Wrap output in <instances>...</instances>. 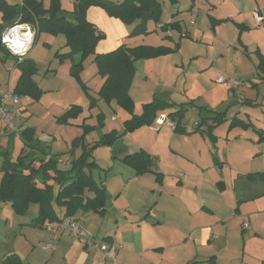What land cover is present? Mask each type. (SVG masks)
Listing matches in <instances>:
<instances>
[{"label": "crops", "instance_id": "obj_1", "mask_svg": "<svg viewBox=\"0 0 264 264\" xmlns=\"http://www.w3.org/2000/svg\"><path fill=\"white\" fill-rule=\"evenodd\" d=\"M12 1L8 2H20ZM210 1L206 0V6L190 9L208 13L214 7ZM72 4L73 0H63V10L71 11ZM256 10L261 12L259 8ZM261 14L264 17V13ZM160 24L165 23L160 21ZM160 24L148 22L147 31L158 30ZM237 24L249 29L240 33L237 29L242 44L248 47L244 37L253 32L254 25ZM140 37L142 35L131 43H136ZM67 51L65 48L62 53ZM13 61L11 57L6 62L11 77L5 91L8 86L14 87L12 77L15 75L18 79L19 76ZM61 68L69 71L70 62H65ZM150 100L144 99L145 102ZM30 103H23L21 107L26 108ZM175 110L160 113L167 115ZM246 114L255 130H263L260 142L257 134L255 138L247 133L248 129L240 132L230 129L229 124L225 131L219 129L223 123L213 129L216 140L212 143L192 129L186 132L162 130L163 126H157L154 120V126H148L153 132L151 141L124 145L125 154L110 159L115 163L112 161L108 172H104L103 181H99L110 198L104 213L78 212L72 218L88 237L120 247L114 258H106L104 264H201L210 257L219 264H264V177L261 176L264 173V121L256 122L249 112ZM20 122L23 125L24 120ZM12 134L0 125V135ZM19 142L20 151V139ZM137 151L157 159L152 172L136 175L122 162L124 155ZM54 211L61 220L64 209L54 206ZM37 214V205H30L23 215H18L9 204L0 203V263L11 254L17 255L24 264H95L103 258L97 246L86 245L85 241L77 243L66 233L47 231L43 227L47 222L41 226L31 225ZM243 223L248 224L247 229L242 228Z\"/></svg>", "mask_w": 264, "mask_h": 264}, {"label": "rangeland", "instance_id": "obj_2", "mask_svg": "<svg viewBox=\"0 0 264 264\" xmlns=\"http://www.w3.org/2000/svg\"><path fill=\"white\" fill-rule=\"evenodd\" d=\"M4 1L8 4L13 2ZM157 2L161 10L160 21L162 23L178 21L181 25L180 32L158 29L153 32L147 31L146 34H133L138 22L125 24L99 6H90L85 12L86 19L103 35L95 48L98 52L115 50L119 46L174 48L178 44L177 51L161 56L162 58L157 57L156 61L139 60L134 63V72L128 89V95L132 100L130 110L119 105L114 99L106 101L99 98L98 92L104 78L97 74L92 57L83 62L77 77L71 76L69 71L61 70L67 61L59 62L55 54L62 53L65 49L62 34H39L26 53V58L36 67L33 79L42 94L36 100H32L26 108H20V119L24 120V123L19 131L25 127H34L38 132L36 137L43 143L40 147L48 146L49 152L64 162L79 158L84 151L91 153L96 165L91 167L89 172L96 184L103 181L104 172H108L107 167L113 161L110 160L113 148H117L119 143L139 145L151 141L153 132L148 126L131 131L126 129L125 122L134 116H140L142 105L149 102H145L144 99H158L154 97L156 95L161 97L159 100L181 107L180 129L184 132L192 129L208 137L209 123L199 126L197 124L199 122L202 124V119L207 115L199 110V107H203L207 111L225 114L226 122L219 128L222 131L227 129L230 122L235 121L237 125L229 127L230 129L236 128L240 132L248 129L249 135L253 134L255 138L258 135V141H261L263 130L254 129L246 112H249V116L256 122L264 121L262 117L264 81L258 79L255 70L256 48L259 46V52L264 54V33L262 27H256L252 23L251 17L253 11L258 8L264 13V0L257 2L212 0L210 2L214 7L208 13L197 9L191 11L189 0H176L175 5L171 0ZM43 4L47 6L48 0H43ZM64 5L68 9V5ZM70 18L68 17L69 20ZM237 23L254 25L251 28L253 32L244 37L248 47L241 42ZM141 35L136 43H131L134 38ZM75 58L78 60V56ZM158 64L160 65L156 66ZM208 67L212 69H207ZM220 75L227 79L239 80L243 85L233 93L216 82ZM10 77L6 63L0 60V94L5 91ZM16 82L14 75L12 86H15ZM76 107H80L79 112H69ZM167 119L168 122L170 119L168 117ZM243 124L251 126L244 127ZM151 125L154 126L153 123ZM160 126H163L162 130L174 132L166 123ZM19 131L9 136L0 135V164L2 153H8L13 159L17 157L20 148ZM111 134L121 136L118 144L95 146L102 137ZM69 165L68 163L67 166H60L67 169ZM12 217L19 219L18 216Z\"/></svg>", "mask_w": 264, "mask_h": 264}, {"label": "trees", "instance_id": "obj_3", "mask_svg": "<svg viewBox=\"0 0 264 264\" xmlns=\"http://www.w3.org/2000/svg\"><path fill=\"white\" fill-rule=\"evenodd\" d=\"M63 0H48V5L43 0H21L19 3L8 4L0 0V35L6 28L15 23L26 24L34 29L35 37L41 33L51 35L62 34L65 39L64 47L68 50L65 53H56L59 60L69 61V73L77 77L82 69L83 62L92 57L97 68V74L104 78L102 87L98 92L100 99L106 101L116 100L117 103L127 109H132V100L128 95L131 84L134 63L139 60L155 59L168 55L178 50V44L174 48L159 46L148 47L144 45L132 48L119 46L107 53H96V45L103 38V35L86 19V9L90 6H99L105 9L110 15L117 17L125 24L138 22L133 34H146L147 23L160 24V7L157 0H73V8L70 12L63 10ZM173 5L176 0H171ZM190 8L203 7L207 5L206 0H189ZM68 17H71L70 20ZM211 18V17H210ZM211 20H213L211 18ZM240 32L249 30L248 27L236 24ZM181 26L178 21L160 24L162 31L176 30L180 32ZM257 52L256 75L259 80L264 81V56ZM78 56V60L75 57ZM11 58L10 53L0 43V60L6 63ZM14 67L18 70L19 76L14 93L19 96H28L30 100H36L42 94L41 89L34 81L36 74L34 63L26 58L21 62L13 61ZM176 109L167 114V117L174 122V131L180 129L181 107L174 103H168L159 99L142 105L140 116H134L125 122L127 130L144 126H151L154 120L162 111ZM207 115L199 125L208 124L207 136L213 143L214 136L212 128L226 122L225 114L211 112L199 107ZM80 107L70 109L69 112H79ZM175 116V117H174ZM264 119V106L262 109ZM237 125L232 121L229 127ZM197 126V127H198ZM244 127L251 126L243 124ZM22 148L15 159L8 153H2L0 165V203L9 204L12 210L18 214H24L30 205H37L38 214L31 225L41 226L44 223L60 221L55 214L54 206L64 209L62 219L73 218L78 212L104 213L109 202L102 183L96 184L90 175V169L96 163L92 160L91 153L84 151L77 159L69 162V168H61L57 164V155H52L48 148L40 145L42 143L36 137V131L32 127L21 129L18 134ZM121 136L105 135L100 139L99 145L115 146L119 143ZM114 150V151H113ZM112 159L120 154H125V146L120 144L113 148ZM122 162L129 166L136 175L152 172L157 159L151 157L144 151H137L130 155H124ZM158 176V174H155ZM264 177V173L261 174ZM160 181V178H156ZM61 219V220H62ZM205 264H219L214 257H210ZM201 263V264H204ZM0 264H24L21 259L11 254Z\"/></svg>", "mask_w": 264, "mask_h": 264}, {"label": "built area", "instance_id": "obj_4", "mask_svg": "<svg viewBox=\"0 0 264 264\" xmlns=\"http://www.w3.org/2000/svg\"><path fill=\"white\" fill-rule=\"evenodd\" d=\"M252 19L254 25L256 27H262V32L264 33V17L259 10L253 11ZM34 39V30L26 24L14 25L6 28L0 35V43L17 62H21L26 56ZM216 82L223 85L228 90H236L243 85L239 80L227 79L222 75L216 78ZM30 101L31 100L28 96H17L13 91V87L8 86L6 92L0 96V125L10 133L19 131V128L22 126L19 117V109L23 103H28ZM167 120V116L164 113H160L155 119V124L160 126L166 123L172 130H174V122L171 120L167 122ZM57 164L67 166L68 163H64L60 159H57ZM43 227L53 234L66 233L77 243L85 241L86 245L99 247V250L103 253V258L98 259L95 264H104L106 258H114L116 252L120 249L119 246L113 247L104 242H97L88 237L72 218H65L58 222L46 223ZM242 228L247 229L248 224L243 223ZM47 248H49V246Z\"/></svg>", "mask_w": 264, "mask_h": 264}]
</instances>
